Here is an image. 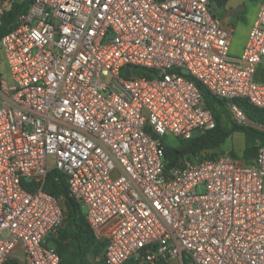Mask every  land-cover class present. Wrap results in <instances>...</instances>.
<instances>
[{
	"label": "built area",
	"instance_id": "2783aa9c",
	"mask_svg": "<svg viewBox=\"0 0 264 264\" xmlns=\"http://www.w3.org/2000/svg\"><path fill=\"white\" fill-rule=\"evenodd\" d=\"M232 35L209 0H34L0 39V264H60L53 169L104 243L100 264H264V146L250 164L164 159V137L215 126L198 85L236 125L249 120L234 99L264 110V2L237 59Z\"/></svg>",
	"mask_w": 264,
	"mask_h": 264
},
{
	"label": "trees",
	"instance_id": "16d2710c",
	"mask_svg": "<svg viewBox=\"0 0 264 264\" xmlns=\"http://www.w3.org/2000/svg\"><path fill=\"white\" fill-rule=\"evenodd\" d=\"M33 1H15L4 11L0 16V39L14 27L18 16L24 13ZM209 2L215 14L216 10L225 7L228 0H209ZM133 73L148 76L149 70L134 68ZM198 87L205 106L214 113L215 126L211 130L197 132L188 140L174 139V142L166 143L164 146L166 169L203 159H213L218 154H223L221 147L235 133L243 135L244 148L241 155L234 152L230 155L240 157L250 164L256 157L258 149L264 146V110L254 107L246 99H234L233 102L249 120L247 126L236 125L227 115L226 101L214 97L202 86L198 85ZM42 190L54 197L62 198L64 222L51 239L59 254L60 264H100L104 243L94 236L82 206L69 196L64 175L56 169L50 170ZM8 263L17 264L15 261ZM131 264L136 263L131 262Z\"/></svg>",
	"mask_w": 264,
	"mask_h": 264
},
{
	"label": "crops",
	"instance_id": "0c3cea01",
	"mask_svg": "<svg viewBox=\"0 0 264 264\" xmlns=\"http://www.w3.org/2000/svg\"><path fill=\"white\" fill-rule=\"evenodd\" d=\"M258 1L259 2L257 4H250L251 1L249 0H238L236 3L231 4L229 0L227 4L225 5V10L227 9L228 11L226 14V17H228L229 15H232L235 18L234 23H231V22L223 23L222 22L223 24H226V25L231 24L233 27V35H232V40H231V45H230V50H229V56L231 58H234V59L239 58L240 54L244 50V47L247 43L249 31L254 24L259 6L262 2H264V0H258ZM8 78H10L9 71H8ZM0 83H1L0 90L2 92L5 90L6 87L10 85V80L6 79L1 74V72H0ZM241 153L242 151L238 155H241ZM236 158L243 161L240 157H236ZM164 264H179V261L177 259H173Z\"/></svg>",
	"mask_w": 264,
	"mask_h": 264
},
{
	"label": "rangeland",
	"instance_id": "374dc122",
	"mask_svg": "<svg viewBox=\"0 0 264 264\" xmlns=\"http://www.w3.org/2000/svg\"><path fill=\"white\" fill-rule=\"evenodd\" d=\"M20 1V0H18ZM229 1V0H228ZM238 0H230V3H236ZM259 1H251L250 4H257ZM227 9L225 10V7L222 8L221 10H216L215 11V15L218 19L221 20V22H231L234 23L235 22V18L232 15H229L228 17H226L227 14ZM0 72L1 74L8 80H10V78H8V66L4 57V54L2 52V49L0 48ZM228 115V114H227ZM229 117V115H228ZM223 120L225 121V117H222ZM230 119V118H229ZM164 143H172L174 142V139L170 138L169 136H166L163 138ZM244 147V137L242 134L240 133H236L233 134L230 138H228L226 140V142L224 143V145L221 147V152L222 153H231L234 152L236 154H240V152L242 151ZM82 210L84 211V208L82 207ZM47 245L49 247H53L54 248V243L52 242V240H47Z\"/></svg>",
	"mask_w": 264,
	"mask_h": 264
},
{
	"label": "water",
	"instance_id": "95a60500",
	"mask_svg": "<svg viewBox=\"0 0 264 264\" xmlns=\"http://www.w3.org/2000/svg\"><path fill=\"white\" fill-rule=\"evenodd\" d=\"M124 71H125V75H126V76H129V75H130L129 68H125Z\"/></svg>",
	"mask_w": 264,
	"mask_h": 264
}]
</instances>
